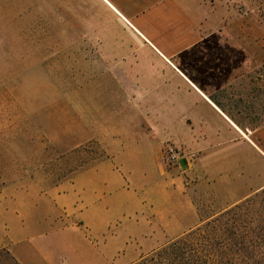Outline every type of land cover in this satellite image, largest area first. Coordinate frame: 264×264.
<instances>
[{
    "label": "crops",
    "instance_id": "crops-1",
    "mask_svg": "<svg viewBox=\"0 0 264 264\" xmlns=\"http://www.w3.org/2000/svg\"><path fill=\"white\" fill-rule=\"evenodd\" d=\"M68 15L93 26L100 41L107 95L123 106L110 132L116 138L107 157L46 190L37 204H14L5 188L0 246L19 264H131L188 228L168 218L191 211L171 202L190 200L179 186L192 169L189 154L235 145L239 132L210 90L237 42L264 60V24L233 0H68ZM121 137L130 145L119 147ZM245 140L264 157V125L260 147ZM167 142L182 150L176 169L163 168ZM129 168L148 170L149 178H125L120 170ZM151 184L157 196L146 202L135 188Z\"/></svg>",
    "mask_w": 264,
    "mask_h": 264
},
{
    "label": "rangeland",
    "instance_id": "rangeland-1",
    "mask_svg": "<svg viewBox=\"0 0 264 264\" xmlns=\"http://www.w3.org/2000/svg\"><path fill=\"white\" fill-rule=\"evenodd\" d=\"M233 1L251 8L264 24V0ZM74 20L68 0H0V193L8 188L17 199L14 204H37L46 190L107 157L109 140L116 138L110 132L123 106L110 103L114 99L107 95L100 41L93 26L70 23ZM240 49L237 42L233 56L221 58L220 79L210 92L243 132L233 125L239 132L234 146L189 154L192 169L181 174L179 186L190 200L172 197L171 202L189 205L191 211L178 209L168 218L188 228L141 257L264 188V157L245 143L248 138L260 147L264 60ZM130 142L121 137L119 147ZM169 144L174 145L167 142L162 151ZM162 163L164 169L177 168L163 158ZM120 172L125 178H149L145 169ZM137 187L140 198L155 200L157 193L148 192L152 184ZM0 264H11L1 246Z\"/></svg>",
    "mask_w": 264,
    "mask_h": 264
},
{
    "label": "trees",
    "instance_id": "trees-1",
    "mask_svg": "<svg viewBox=\"0 0 264 264\" xmlns=\"http://www.w3.org/2000/svg\"><path fill=\"white\" fill-rule=\"evenodd\" d=\"M5 252L11 264H19ZM135 264H264V188L168 240Z\"/></svg>",
    "mask_w": 264,
    "mask_h": 264
},
{
    "label": "built area",
    "instance_id": "built-area-1",
    "mask_svg": "<svg viewBox=\"0 0 264 264\" xmlns=\"http://www.w3.org/2000/svg\"><path fill=\"white\" fill-rule=\"evenodd\" d=\"M231 1V0H227ZM182 155L180 148L175 145L169 144L163 151V159L165 163L170 166H178L179 159Z\"/></svg>",
    "mask_w": 264,
    "mask_h": 264
}]
</instances>
